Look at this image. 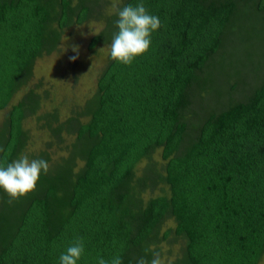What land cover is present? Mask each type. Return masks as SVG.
<instances>
[{
    "label": "trees",
    "instance_id": "trees-1",
    "mask_svg": "<svg viewBox=\"0 0 264 264\" xmlns=\"http://www.w3.org/2000/svg\"><path fill=\"white\" fill-rule=\"evenodd\" d=\"M140 3L161 22L149 51L130 65L110 55L95 93L66 122L57 110L40 116L54 145L63 134L75 138L54 163L47 150L28 155L49 163L32 193L10 205L1 191L0 264H60L77 237L85 247L77 264H111L117 255L135 264L149 246L162 255L161 244L177 240L180 256L168 264L263 258L264 0H123L117 7ZM108 4L0 0V113L66 28L99 20L106 28L90 50L112 42L118 16L106 15ZM258 43L262 55L238 56ZM40 106L34 90L11 105L0 128V167L22 154L23 121ZM156 150L163 165L138 175ZM167 219L175 228L161 235Z\"/></svg>",
    "mask_w": 264,
    "mask_h": 264
},
{
    "label": "rangeland",
    "instance_id": "rangeland-1",
    "mask_svg": "<svg viewBox=\"0 0 264 264\" xmlns=\"http://www.w3.org/2000/svg\"><path fill=\"white\" fill-rule=\"evenodd\" d=\"M109 2L106 8V15L111 16L115 13L113 5H121L123 0H106ZM105 23L95 19H89L82 24L74 23L70 28L64 30L60 39L58 49L48 56H43L35 61L32 77L21 91L16 93L11 105H15L23 99L25 95L34 90L41 97V106L34 116H27L23 121V129L27 132V140L25 149L22 154H37L42 150H47L51 155V161L54 163L66 156L64 148L74 141V136L63 134V143L61 146L54 145V140L48 130L43 128L44 121L40 116L58 111L59 120L64 123L71 119L79 108L84 106L86 101L96 91L97 80L105 69L111 51V42L102 41L93 50H90L91 40L105 29ZM244 33V32H243ZM242 33V35H243ZM241 34L232 38V41H240ZM251 37L245 35L244 41L250 40ZM252 40V39H251ZM250 40V41H251ZM253 43V42H252ZM246 44V43H245ZM79 46V58L74 62L69 57L76 55L72 51V46ZM247 45V44H246ZM256 49H247L238 53L239 57L245 58L258 51V56L262 55V44H257ZM100 51V49H102ZM229 51L231 48H227ZM0 113V128L6 122L10 107ZM198 109V108H197ZM85 121V119H81ZM50 143L51 146H47ZM155 164L161 167V151L156 150L151 155V160H143L136 169V173L140 175L142 171L149 165ZM80 165V164H79ZM0 190V201L3 195ZM152 195H159V188L151 192ZM150 191L145 194V198H149ZM175 223L173 219H167L162 228L161 235L169 229H174ZM181 241L177 240L171 244L162 243V258L165 264L175 260L180 256ZM259 264H264V256Z\"/></svg>",
    "mask_w": 264,
    "mask_h": 264
},
{
    "label": "clouds",
    "instance_id": "clouds-1",
    "mask_svg": "<svg viewBox=\"0 0 264 264\" xmlns=\"http://www.w3.org/2000/svg\"><path fill=\"white\" fill-rule=\"evenodd\" d=\"M118 16L116 27L118 33L111 42L110 55L112 60L123 65H130L133 60L147 53L151 45L152 33L161 27L158 16L148 13L143 3L136 6L126 5L122 8L113 5ZM100 49V51H102ZM72 51L76 55L69 57L71 61L79 58V46L73 45ZM49 171V163L44 159H29L28 155L21 154L6 167H0V189L7 193L8 203L26 197L37 186L41 173ZM85 251L83 238H75L59 257L60 264H77ZM145 255L137 258L135 264H165L164 259L154 246L145 250ZM151 252L152 258H147ZM98 264H108L103 258H99ZM111 264H122L121 257L115 256Z\"/></svg>",
    "mask_w": 264,
    "mask_h": 264
}]
</instances>
